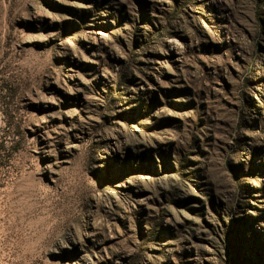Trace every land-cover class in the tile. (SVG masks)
I'll list each match as a JSON object with an SVG mask.
<instances>
[{"label":"rangeland","instance_id":"374dc122","mask_svg":"<svg viewBox=\"0 0 264 264\" xmlns=\"http://www.w3.org/2000/svg\"><path fill=\"white\" fill-rule=\"evenodd\" d=\"M0 264H264V0H0Z\"/></svg>","mask_w":264,"mask_h":264}]
</instances>
